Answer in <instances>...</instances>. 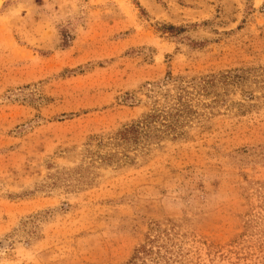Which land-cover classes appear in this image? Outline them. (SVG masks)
I'll return each instance as SVG.
<instances>
[{
	"label": "rangeland",
	"instance_id": "374dc122",
	"mask_svg": "<svg viewBox=\"0 0 264 264\" xmlns=\"http://www.w3.org/2000/svg\"><path fill=\"white\" fill-rule=\"evenodd\" d=\"M0 264H264V0H0Z\"/></svg>",
	"mask_w": 264,
	"mask_h": 264
},
{
	"label": "trees",
	"instance_id": "16d2710c",
	"mask_svg": "<svg viewBox=\"0 0 264 264\" xmlns=\"http://www.w3.org/2000/svg\"><path fill=\"white\" fill-rule=\"evenodd\" d=\"M177 100H180V97H179ZM178 102H179V101H178ZM150 118H153V116H152V117L150 116Z\"/></svg>",
	"mask_w": 264,
	"mask_h": 264
}]
</instances>
